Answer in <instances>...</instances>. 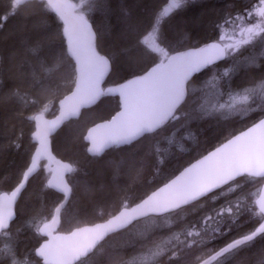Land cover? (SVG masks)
I'll list each match as a JSON object with an SVG mask.
<instances>
[{"label": "trees", "instance_id": "trees-1", "mask_svg": "<svg viewBox=\"0 0 264 264\" xmlns=\"http://www.w3.org/2000/svg\"><path fill=\"white\" fill-rule=\"evenodd\" d=\"M69 1L81 11V0ZM9 2L0 0V17L6 13L9 17L0 24V194L8 193L18 185L35 150L31 141L34 121L28 117L55 115L59 101L74 84L69 76L71 64L67 59L62 70L42 74L39 83L33 80L31 72L36 55L49 67L62 54L67 57L65 40L56 36L63 32V25L52 12H24L13 16L8 9ZM165 3L166 0H95L91 9L85 10L95 34V48L101 55L111 57L104 88L121 84L153 66L149 59L130 47L133 43L131 29L143 27L153 20L154 14L158 15ZM255 6L256 0H191L183 9L162 20L161 30L173 49L185 51L213 42L217 36L216 24L227 13L235 14ZM37 40L42 41V47L38 54H32L29 45ZM247 58H254V63H249ZM225 68L230 69L229 75L219 82L224 92H242L244 88L264 81V42L245 46L235 58L226 57L195 75L189 81L190 100L182 119L160 130L158 135L112 148L100 156L88 155L84 139L86 132L90 127L109 120L119 108L117 98L110 95H103L95 105L83 110L78 119L63 124L51 138V151L57 159L71 163L77 171L66 177L71 181L73 191L66 210H62L59 217L57 233H69L75 228L105 221L116 213L125 193L131 204L141 202L139 198H146L145 194L150 195L233 134L263 118L264 113L259 109L243 116L227 117L201 115L194 110L191 99H197L198 103L211 99V92L206 96L202 90ZM16 93H27V103ZM33 100L38 103L33 105ZM48 178L49 174L41 164L15 205V219L9 226L11 239L0 236V248L10 243L16 259L28 264H41L34 250L45 238L36 234L34 224L45 216L50 218L52 212L55 192L46 186ZM263 183H244L240 199L246 206L254 204ZM231 198L235 201L236 196ZM222 202L209 200L203 206ZM200 206L189 208L181 216L185 220L192 219ZM242 220L239 228L210 241L203 251L193 249L180 264H198L226 242L253 228L247 216ZM146 222L141 220L111 235L103 242V247L94 250V255L82 259L83 264H125L167 235L166 227L149 229L144 224ZM176 223L173 214L169 217V226L174 227ZM137 231H142L141 236H136ZM216 261V264H264V239L257 238L251 246H242Z\"/></svg>", "mask_w": 264, "mask_h": 264}, {"label": "snow or ice", "instance_id": "snow-or-ice-1", "mask_svg": "<svg viewBox=\"0 0 264 264\" xmlns=\"http://www.w3.org/2000/svg\"><path fill=\"white\" fill-rule=\"evenodd\" d=\"M185 2L171 0L168 3L166 0L167 6L159 15L154 14L153 20L143 27L131 29L133 43L130 47L149 59L153 66L145 68L143 74L128 80L117 89L107 90L108 93L119 94L123 110L108 124L97 126L104 129L102 136L96 137L93 135L96 130H89L84 137L91 143L88 152L95 155L111 146L129 145L149 135H158L160 130L182 119L184 108L189 105V78L193 72L226 57L235 58V54L245 46H252L257 41L264 42V0H256L254 8L223 16L216 24L217 36L213 42L190 51L173 49L161 30V18L169 17L173 10L180 9ZM94 3L95 0H81V11H77V6L67 0H10L8 5L13 16L24 12H54L63 21V32L56 36L66 39L68 56L62 54L49 67L36 55V64L31 72L33 80L39 83L42 74L62 70L65 59L71 64L69 76L73 78L75 91L62 117L78 115L81 107L94 104L105 94L100 83L108 70L111 57L101 55L95 48V34L85 11L90 10ZM8 18L7 13L0 17V24ZM47 39L52 40L54 37ZM41 47L42 41L37 40L29 45V51L38 54ZM247 59L249 63H254V58ZM229 71L225 68L202 90L205 94L211 92V99L206 98L199 103L197 99H191L194 110L201 115L219 114L224 117L235 114L243 116L256 109L264 113V81L254 87H246L242 92H224L219 82L229 75ZM16 95L27 103V93ZM225 96L227 99H224ZM31 103L34 105L38 100ZM28 119L39 121L40 116H30ZM55 126V122L52 125L36 124V130L32 133L34 141L39 145L35 156L31 158L10 195L0 196V236L8 240L11 239L9 223L14 218L13 205L37 167L38 158L48 153V136ZM63 169L68 174L77 171L71 163L63 165ZM245 182H264V118L238 135L233 134L215 151L187 168L164 187L151 195L145 194L146 198H139L140 203L133 206L128 194H123L111 218L92 227L77 228L70 237L53 236L52 225L59 223L62 209L66 210L70 202L73 191L71 181L65 180L63 176L55 184L48 181V187L56 189L53 193L52 212L50 218L43 217L35 222L34 227L36 234L51 239L34 251L44 259V264H75L76 261L83 264L81 258L87 259L94 255V250L103 247V242L111 234L146 220L151 222L146 228L166 227L167 235L144 252L125 261V264H180L193 249L203 251L210 241L239 228L243 223L242 218L247 216L253 228L226 242L214 255H210V260L226 258V254L242 246H251L257 238L264 239V198L257 202L258 209L256 204L246 206L240 199ZM232 195L236 196L235 201ZM209 200L223 202L204 207ZM196 205L201 206L196 208L194 217L185 220L181 213ZM173 214L178 223L171 227L169 217ZM56 241L68 243L58 244ZM0 264L28 262L17 260L11 244L5 243L0 248ZM198 264H209V261L200 260Z\"/></svg>", "mask_w": 264, "mask_h": 264}, {"label": "water", "instance_id": "water-1", "mask_svg": "<svg viewBox=\"0 0 264 264\" xmlns=\"http://www.w3.org/2000/svg\"><path fill=\"white\" fill-rule=\"evenodd\" d=\"M67 2L72 4V2L69 1V0H67ZM52 13L57 17L56 13H54V12H52ZM57 18H58V17H57ZM58 19H59V18H58ZM59 20H60V19H59ZM60 22H61V24L63 25V21L60 20ZM210 43H211V42H210ZM94 44H95V42H94ZM205 45H206V44L201 45V46H199V47H204ZM65 48H66V54H67V56H68V48H67V41H66V39H65ZM196 48H197V47H196ZM194 49H195V48H191V49H187V50H185V51H190V50H194ZM96 50H97V49H96ZM180 52H184V51H180ZM221 61H223V60L216 61L213 65H209V66H207V67H203V68H201L200 70H198V71H196V72H193V73L190 75L189 81H190L195 75L200 74V73L203 72L204 70H206V69H208V68H210V67H212V66H214V65H216V64H218V63H220ZM109 72H110V64H109V67H108V70H107L106 74L104 75V77H103V79H102V81H101V83H100V88H101V90L105 93L104 95H110V96H113V97H116V98H117L118 103H119V108H118L117 112H116V113H115V114H114L109 120L104 121V122H101V123H98V124H96V125L90 127V128L88 129V131L86 132V135H85V136H87L89 130H92V129H95V130H96V131L93 133L94 136H96V137H100V136H102V135H103V132H104V129H103V128H98L97 126H98V125H105V124H108V123L112 120L113 117H115L119 112H121V111L123 110V109H122V105H121V98H120L119 94H118L117 92L108 93L107 90H108V89H117L120 85H122L123 83H126V82H127L128 80H130V79L124 81V82L121 83V84H118V85H115V86H108V87L104 88L105 83H106V80H107L108 75H109ZM136 77H137V76H136ZM136 77H133V78H131V79H135ZM74 91H75V85L73 84V88H72V90H71L67 95H65V96L59 101V103H58V105H57V112H56L55 115H53V116H51V117H48V118L43 117L42 115H38V116H40V120H39V121H34V131L36 130V124H37V123L42 124V125H52L53 122H55V125H56V126L52 129V131L49 133V136H48V146H49V147H48V153H47L45 156L38 158V164H37V167L34 169L33 174H32V175L30 176V178H29V179H31V178H32V177L38 172V170H39V168H40V165L43 164V169H44L45 173L49 174V178H48V180H47V182H46V186H47V187H48V181H52L53 184H55L56 180H57L60 176H63V178L66 180V177L69 175L68 173L64 172V169H63V165H65L66 163L60 161L59 159H57V158L52 154V151H51V144H50L51 138L56 134V132L62 127L63 124H65V123H67V122H69V121H73V120L78 119L79 116H80V114H81V112H82L83 110L89 109L90 107H92L93 105H95V104L98 102V100L103 96V95L100 96V98H99L94 104H91V105H88V106L81 107V108L79 109V114H78V115H76V116H72V117H62V113L66 110L67 106L71 103V99H70V98L72 97V94H73ZM62 102H63V106H62ZM263 118H264V117H263ZM258 121H259V120H258ZM258 121H257V122H258ZM257 122H255V123H257ZM250 126H252V125H250ZM250 126H248V127H250ZM244 130H246V128H245ZM34 131H33V132H34ZM239 133H240V132H239ZM239 133H237V135H238ZM230 138H231V137H230ZM141 139H142V138H141ZM228 139H229V138H228ZM31 141H32V143L35 145V150H34L32 156H31V158H32L33 156H35L36 149L39 147V145H38L37 142L34 141L32 135H31ZM138 141H139V140H138ZM85 142L87 143L88 148L91 147V143H90V141H88V140L85 139ZM135 142H137V141H133L132 144L135 143ZM225 142H226V140H225L223 143H225ZM223 143H221V144H220L219 146H217V147H220ZM129 145H131V144H129ZM124 146H127V145L111 146V147H109V148H106L102 153L95 154V155H94L93 153L88 152V149H87V153H88V155H90V156H100V155H102L103 153H105L106 151H108V150H110V149H112V148H121V147H124ZM217 147H215L214 149H212V150H210L209 152H207L205 155H203L202 157H200L199 159H197L195 162L191 163L188 167H186V168L183 169L181 172H179L176 176H174L172 179H170L167 183H170L171 180L176 179V178H177L178 176H180V175H181V174H182L187 168H190L193 164H196L199 160H202V159H203L205 156H207L210 152L215 151V149H216ZM30 160H31V159H30ZM27 182H28V181H27ZM167 183H165V184H167ZM26 184H27V183H26ZM165 184H164V185H165ZM164 185H162L160 188L164 187ZM25 187H26V185H25ZM48 188H49V187H48ZM49 189H51L53 192H56V189H55V188H49ZM158 189H159V188H158ZM158 189H157V190H158ZM12 190H14V189H12ZM12 190H11V191H12ZM157 190H156V191H157ZM11 191L8 192V193H2V194H0V196H4L5 194H9V195H10ZM22 192H23V190H22ZM22 192H21V193H22ZM20 195H21V194H20ZM20 195L17 197V200H16L15 204L13 205L14 218H13V220L9 223V226L12 224V222H13L14 219H15V205H16V203L18 202V199H19ZM61 195H62V194H61ZM150 195H151V194H150ZM209 195H210V194H209ZM262 198H264V183L261 185L260 190H259V193H258V195H257V197L255 198V201H254V204H256L257 209H258V203H257V202H258L260 199H262ZM139 203H140V202H139ZM133 206H134V205H133ZM62 210H63V209H62ZM110 218H111V217H110ZM104 222H105V221L98 222V223H104ZM95 224H97V223H95ZM95 224H92V225H85V226H81V227H79V228L92 227V226H94ZM57 226H58V223L55 224V225H52V228L54 229V231H53V236H56V237H70L71 234H72L73 232H75L76 229H77V228H75V229H73V230H72L71 232H69V233H57ZM129 227H130V226H129ZM129 227H128V228H129ZM126 229H127V228H126ZM123 230H125V229L119 230L118 232H121V231H123ZM118 232H117V233H118ZM113 234H116V233H113ZM113 234H111V235H113ZM111 235H110V236H111ZM42 236L45 238V241H44L42 244L46 243L48 240L51 239V237H49V236H46V235H42ZM110 236H109V237H110ZM106 239H107V238H106ZM56 243H58V244H64V243H68V241H56ZM214 254H215V253H214ZM214 254H212V255H214ZM34 255H35V257H36L37 259L40 260L41 264H44V259H43L42 257L36 255L35 252H34ZM82 259H85V258L82 257L81 260H82ZM218 259H219V258H218ZM205 260H208V261H209V264H212L213 262L216 261V260H210V256H209L208 258H206ZM78 262H79V261H76L75 264L78 263Z\"/></svg>", "mask_w": 264, "mask_h": 264}, {"label": "flooded vegetation", "instance_id": "flooded-vegetation-1", "mask_svg": "<svg viewBox=\"0 0 264 264\" xmlns=\"http://www.w3.org/2000/svg\"><path fill=\"white\" fill-rule=\"evenodd\" d=\"M188 1H189V0H186V2H188ZM167 2L170 3L171 0H167ZM186 2H185L184 4H182V7H181L180 9L173 10V12L169 14V17H170L172 14H174L175 12L180 11L181 9H183V8H184V5L186 4ZM166 6H167V4L165 3V4L160 8V10L158 11V15L162 12L163 8L166 7ZM169 17H162L161 20H164V19L169 18Z\"/></svg>", "mask_w": 264, "mask_h": 264}, {"label": "rangeland", "instance_id": "rangeland-1", "mask_svg": "<svg viewBox=\"0 0 264 264\" xmlns=\"http://www.w3.org/2000/svg\"><path fill=\"white\" fill-rule=\"evenodd\" d=\"M189 1H191V0H189ZM209 94H210V92L206 93L205 95L208 96ZM158 222H159V223H164L163 221H158ZM149 223H151V222H150V221H147V222L144 223V224H145V225H148ZM145 229H146V228H145ZM134 232H135V231H134ZM141 232H142V231H139V232L137 231V232H136V236H141V235H140ZM218 261H219V260H218ZM216 262H217V261H216ZM216 262L213 263V264H216Z\"/></svg>", "mask_w": 264, "mask_h": 264}, {"label": "bare ground", "instance_id": "bare-ground-1", "mask_svg": "<svg viewBox=\"0 0 264 264\" xmlns=\"http://www.w3.org/2000/svg\"><path fill=\"white\" fill-rule=\"evenodd\" d=\"M205 71V70H204ZM255 201V200H254Z\"/></svg>", "mask_w": 264, "mask_h": 264}]
</instances>
